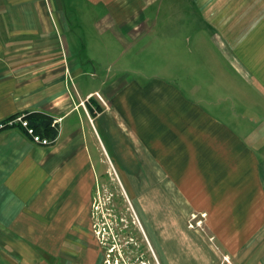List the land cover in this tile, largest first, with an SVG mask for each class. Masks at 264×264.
<instances>
[{
	"label": "crops",
	"instance_id": "crops-1",
	"mask_svg": "<svg viewBox=\"0 0 264 264\" xmlns=\"http://www.w3.org/2000/svg\"><path fill=\"white\" fill-rule=\"evenodd\" d=\"M136 1L0 0V122L58 127L49 146L0 130V264H93L91 145L130 184L158 264H264V0ZM68 15L96 17L77 36ZM143 55L166 80L94 73Z\"/></svg>",
	"mask_w": 264,
	"mask_h": 264
},
{
	"label": "rangeland",
	"instance_id": "rangeland-1",
	"mask_svg": "<svg viewBox=\"0 0 264 264\" xmlns=\"http://www.w3.org/2000/svg\"><path fill=\"white\" fill-rule=\"evenodd\" d=\"M161 2L159 0V4ZM135 3L138 4L139 0ZM143 3L146 4V0ZM137 7H139V4ZM146 7L148 8V4ZM95 17L93 15H68V25L74 34L78 36L79 29L90 28ZM141 40L144 42L148 41V35L144 34ZM81 51H85V49L83 48ZM148 60L150 58L143 55L136 62L126 61L117 66L113 64H98V68L94 69V73H96L97 78L104 80L108 85L122 80V75L127 73L130 74L128 78L135 77L141 81H147L156 76L166 80L168 75L164 69L165 64ZM95 82L100 84V80L93 79V83ZM207 108L213 113L212 107L207 106ZM248 114L252 113H246L242 110L238 111V115ZM236 129L243 135L250 134L249 131L252 130V128H239L238 126H236ZM257 133H264V128H259ZM252 135L255 136L254 134ZM254 144L258 148V144ZM91 152L97 169L95 180L97 190H94L92 211L94 220L93 264H158L152 251L147 247V242L142 232L143 229L150 238L148 222L144 220L142 210L138 205V199L134 196L130 184L125 181L123 172L117 165L116 160L111 154L108 156L104 151L102 154L101 151L95 150L93 145H91ZM194 224L195 222L192 223V225ZM139 243L146 250V254L142 257L137 253ZM106 247L110 248L106 256L110 263L102 261L101 256ZM59 262L60 260L57 263ZM160 264H163V262H160Z\"/></svg>",
	"mask_w": 264,
	"mask_h": 264
},
{
	"label": "trees",
	"instance_id": "trees-1",
	"mask_svg": "<svg viewBox=\"0 0 264 264\" xmlns=\"http://www.w3.org/2000/svg\"><path fill=\"white\" fill-rule=\"evenodd\" d=\"M19 115H24L26 120L29 123V126L34 130V132L40 135L43 138H47L49 140H55L58 134V127L53 121L40 113H24V114H16L13 115L1 122H5L9 119L15 118ZM0 122V123H1Z\"/></svg>",
	"mask_w": 264,
	"mask_h": 264
},
{
	"label": "built area",
	"instance_id": "built-area-1",
	"mask_svg": "<svg viewBox=\"0 0 264 264\" xmlns=\"http://www.w3.org/2000/svg\"><path fill=\"white\" fill-rule=\"evenodd\" d=\"M96 96L100 99L99 95L96 94ZM24 115H19L15 118L9 119L5 122H1L0 123V130L2 129H6V128H11V127H15V126H19L20 128L24 129V131L26 132V134L28 136H30L32 142H34L35 144H39L42 146H49L53 143V140H49L47 138H43L40 135L36 134L34 132V130L29 126L28 121L26 120V118H24ZM55 123V122H54ZM202 222L201 221H197L194 225H192V223H189V227L193 228V227H201ZM219 264H229V259L227 256H223L221 258V261L219 262Z\"/></svg>",
	"mask_w": 264,
	"mask_h": 264
},
{
	"label": "flooded vegetation",
	"instance_id": "flooded-vegetation-1",
	"mask_svg": "<svg viewBox=\"0 0 264 264\" xmlns=\"http://www.w3.org/2000/svg\"><path fill=\"white\" fill-rule=\"evenodd\" d=\"M93 227H94V225H93ZM142 232H143V234H144V237H145V240H146V244H147V247L148 248H150V250H151V246H150V241H151V238H149L148 236H147V234L144 232V230L142 229ZM110 251V248L109 247H106L105 249H104V252H103V255L101 256L102 257V261H104L105 263L106 262H109L110 263V260L109 259H106V256H107V254H108V252ZM141 257L142 256H144L145 254H146V250L145 249H143V247H142V245L139 243L138 244V252H137ZM101 255V254H100Z\"/></svg>",
	"mask_w": 264,
	"mask_h": 264
},
{
	"label": "bare ground",
	"instance_id": "bare-ground-1",
	"mask_svg": "<svg viewBox=\"0 0 264 264\" xmlns=\"http://www.w3.org/2000/svg\"><path fill=\"white\" fill-rule=\"evenodd\" d=\"M95 208V207H94ZM96 210V209H95Z\"/></svg>",
	"mask_w": 264,
	"mask_h": 264
}]
</instances>
